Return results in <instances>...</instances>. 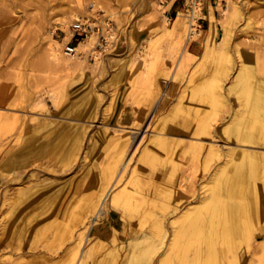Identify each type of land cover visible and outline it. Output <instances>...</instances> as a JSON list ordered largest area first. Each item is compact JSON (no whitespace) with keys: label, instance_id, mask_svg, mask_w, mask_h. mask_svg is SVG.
<instances>
[{"label":"rangeland","instance_id":"1","mask_svg":"<svg viewBox=\"0 0 264 264\" xmlns=\"http://www.w3.org/2000/svg\"><path fill=\"white\" fill-rule=\"evenodd\" d=\"M167 1L169 0H0V114L7 116L6 120L0 118V218L4 216V222L7 223L15 213L21 212L13 225V234L7 237L0 235V254L3 253L2 255L12 261L19 256L24 257L28 264H55L56 260L69 250L71 239H68L67 233L72 231L74 235L77 231L76 218L96 184L95 174L84 178L79 175V169L81 164L97 161L96 158L99 163L105 161L109 153L107 148L104 149L107 143L99 142L104 132L116 130L119 133H128L137 137L136 142L139 143L131 152L134 154L121 182L109 193L107 204L113 193L124 187L132 169V181L136 178L144 181L143 171L149 172L148 177L154 181L156 176L168 170L161 176L158 187L166 191L174 190L176 182L183 174L182 170L176 169L173 172L169 164L157 162L153 169H148L146 164L139 161L141 150L147 143L145 139L158 119L180 103L179 108L213 109L211 124L220 126L230 119L233 112H242V108H245L233 95L226 94H223V101L215 106L209 100L194 96L188 90L185 99L180 101L181 90L189 77L196 85L208 77L212 83L226 85V80L232 77L236 64L245 62L252 67L253 80L264 84V56L261 57L264 55V0H200L201 13L198 23L202 30L208 31L211 26L217 30L218 36L222 37L223 27L230 26L233 29V36L227 46L228 58L212 64L217 71L210 75L194 69L196 60L187 62L182 80H178L171 91L168 83H161V91L155 98L151 85L155 81L160 82L168 70L166 39L156 45L158 51L150 56L148 66L135 65L128 69L122 67L116 59L141 54L138 48L146 45V37L155 38L161 35L162 15L159 13V7L166 5ZM79 4L80 12L77 11ZM90 4L92 7L88 9ZM70 5L78 12L74 17L72 15L76 11L68 10ZM232 6L239 8L242 15L240 19H232ZM182 7V0H175L170 8L165 10L164 16L168 18L169 24L177 13L186 17ZM224 8L226 15H222ZM207 10L210 22L204 20ZM62 18L69 21V26L78 18L81 22H90L102 28L104 34L110 33V48L99 57L100 68L87 75H79L77 72L67 75L52 69L44 62L45 37L52 26L55 27L52 37L62 44V48L69 41L63 40L65 34L57 23ZM244 19L253 23V30L238 31V26ZM131 30L137 39L135 44L131 42ZM200 38V47L192 52L196 58L200 57L202 44L206 42L207 36L203 32ZM96 39L93 35L92 43L86 50L96 43ZM196 45L195 42L190 43L187 50L193 51L192 48ZM80 61L86 65L94 62L89 59ZM156 100L157 105L154 106ZM91 108L96 109V114L93 119L88 120L86 117ZM141 108L152 109L141 116ZM117 109L122 115V124L115 121L114 114ZM73 115L78 116L75 121ZM175 116L177 119L182 114L177 113ZM126 117H132V120L129 122ZM34 118L41 122H51L45 129L47 131L52 130V126L57 122L59 127L73 124L87 126L82 141L83 147L74 163L68 165L64 160V151L72 145L69 140L54 159L38 158L32 153L22 156L24 165L21 167L5 164L18 145L15 142L17 132L26 139L25 144L37 145L40 137L48 139L46 131H41L36 137H31L30 132L27 133L26 128L33 125L31 119ZM224 137L219 136V145L224 148L231 146L225 144ZM260 141L264 139L260 138ZM44 142L46 140L41 144ZM88 144H94L96 148L84 161L83 149H86ZM187 165L190 169L185 175L191 177L188 184L190 189L192 186L198 189L201 175L205 177L214 167L212 164L207 171L194 173L195 165L191 160ZM151 185L152 183L148 186L149 192L152 190ZM258 185L257 199L248 203L251 238L247 243L243 236L236 237L235 247L231 251L216 243V249L219 250L216 254L223 260L222 264H264V251L259 249L260 242L264 241V188L260 181ZM24 200L27 201L24 203ZM142 208L135 204L130 209L113 210V219L118 223L114 228L106 229L103 241L111 244L115 238L118 242V236L124 229L133 233L131 229H136ZM100 219L102 220L98 221L97 225L108 227L109 220L104 219V216ZM121 225L125 228L121 229ZM144 225L148 226L150 223ZM126 238L127 236L123 239ZM220 250H224L223 253ZM99 258L97 255L96 261Z\"/></svg>","mask_w":264,"mask_h":264},{"label":"bare ground","instance_id":"2","mask_svg":"<svg viewBox=\"0 0 264 264\" xmlns=\"http://www.w3.org/2000/svg\"><path fill=\"white\" fill-rule=\"evenodd\" d=\"M174 2L175 0H169L166 5L159 7V13L162 15V33L159 37H146V45L138 48L141 54L116 59L122 67L128 69H132L135 65L148 66L150 56L158 51L156 45L165 38L168 43L166 52L168 70L160 82L155 81L151 85L155 98L161 91V83H168L169 91H171L175 83L182 80L187 62L196 60L194 63L196 71L207 72L209 75L215 73L217 70L212 64L228 58L227 46L233 36V29L230 26L223 27L222 37H219L217 30L211 26L208 31L202 30L197 21L201 13L199 3L195 6L192 18L189 19L186 16V19L184 15L177 13L175 19L169 24L164 14ZM80 7L79 4V10H77L79 12ZM91 7L92 4L87 8ZM232 7V19H240L242 15L239 8ZM67 8L70 11H76L73 10L75 9L73 5ZM77 11L73 12V17L78 13ZM222 15H226V8L223 9ZM57 23L65 34L63 40H70L73 31L70 29L69 21L62 18ZM253 26V23L244 19L238 26L240 28L238 31L253 30ZM54 28L52 26L45 37L46 48L44 49V62L52 69L67 75L74 72L87 75L99 67V58H96L91 65H86L79 59L68 58L63 52L62 44L52 37ZM130 32L131 42L135 44L137 39L133 31ZM203 32L207 40L204 45L202 44L203 51L200 57L196 58L187 49L192 42L200 47L202 42L200 35ZM105 37L112 36L107 33ZM92 38L93 35H88L80 41L77 51H87ZM253 78L252 67L245 62L236 64L232 77L226 80V85L212 83L209 77L196 85L189 77L181 90L180 101L185 99L188 90L194 96L209 100L214 106L223 101L222 98H225L223 94L233 95L245 106L242 112H233L230 119L220 126L211 124L213 109L179 108L180 103L158 119L153 128L150 125L152 131L145 139L147 143L141 150L139 161L146 164L148 169H153L157 162L169 164L173 172L176 169L182 170L183 174L176 182L174 190L166 191L158 187L161 176L168 170L156 176L154 182L148 177L149 172L144 171V181L137 178L132 181L134 173L132 169L124 187L113 193L107 204L109 193H112L119 185L128 168L134 154L131 152L138 138L116 130L104 132L99 142L107 143L104 149L107 148L106 151L109 153L103 163H99L96 158L97 161L92 160L91 163L80 166L79 175L85 178L95 174L96 184L92 193L86 197L82 210L76 218L77 231L74 235L72 231L67 233L68 239H71L69 250L64 252L55 264H222L223 260L219 258V254H216L219 252L216 249V243L222 244L227 251L234 249L236 237L243 236L244 241L248 243L251 238L249 221L251 214L248 203L252 199H257L258 181L264 188V141H260V138L264 139V84L254 81ZM40 109L45 110V108ZM141 109L140 115L144 116L152 108ZM95 112L96 109L91 108L86 118L93 119ZM177 113H181L182 116L176 119ZM121 116L119 110L114 114L117 124H122ZM1 117L7 119L6 115L0 114ZM77 117L73 115V121ZM126 120L130 122L132 117H126ZM31 121L33 125L26 128L27 133L30 132L31 137H36L41 131H46L49 133L48 135L45 133L48 139L40 137L39 143V140L35 141L37 145L25 144L26 139L17 132L15 142L18 145L6 159V165L21 167L24 165L22 156L32 153L38 158L54 159L69 140L72 145L64 151V160L68 165L76 161L83 147L82 141L87 126L73 124L59 127L60 124L57 122L52 126V130L47 131L45 129L51 125V122H41L36 118ZM221 135L225 136V144L231 146L224 148L219 145L218 139ZM45 140L46 142L41 144ZM95 148L94 144H88L86 149H83L84 161L92 155ZM189 160L195 165L194 173L207 171L208 167L214 164L205 177L201 175L197 190L193 186L192 189L188 188L191 177L185 173L190 169L188 165L186 166ZM82 182L80 184H83ZM150 183H152V190L149 192ZM191 199H193L192 202ZM26 201L24 200V203ZM234 201L239 203H233ZM135 204L143 208L140 210L136 229H131L133 233H129L124 229V225H121V229L124 227V230L118 236V242L115 238L112 239L111 244L104 242L106 229L114 228L118 223L116 219H113V210L130 209ZM20 215L21 212L18 211L7 223L2 216L0 235L4 237L12 235L13 225ZM103 216L104 219L109 220L108 227L97 225ZM146 223L150 225L145 226ZM125 236L127 238L124 240ZM259 249L264 251V241L260 242ZM100 251L103 252L100 253ZM222 251L224 250H220L221 253ZM2 254H0V264H28L24 257L19 256L12 261L11 258ZM97 255L100 258L96 261Z\"/></svg>","mask_w":264,"mask_h":264},{"label":"built area","instance_id":"3","mask_svg":"<svg viewBox=\"0 0 264 264\" xmlns=\"http://www.w3.org/2000/svg\"><path fill=\"white\" fill-rule=\"evenodd\" d=\"M182 2V8L185 15L189 19L192 18L195 11V6L200 2V0H182ZM70 29L73 31V35L65 44L63 52L71 59H89L94 61L96 58H99L108 48H110L111 42L109 39L111 37H105L106 34L103 33L102 28L97 27L95 24L93 25L90 22H81L79 20H75L71 24ZM88 35L96 36V43L87 51H77L79 42L87 38Z\"/></svg>","mask_w":264,"mask_h":264},{"label":"crops","instance_id":"4","mask_svg":"<svg viewBox=\"0 0 264 264\" xmlns=\"http://www.w3.org/2000/svg\"><path fill=\"white\" fill-rule=\"evenodd\" d=\"M204 20L207 21V22H210L209 21L210 20V14H209L208 10L205 13ZM192 50L193 51H191V52H195L197 50V46L193 47Z\"/></svg>","mask_w":264,"mask_h":264}]
</instances>
